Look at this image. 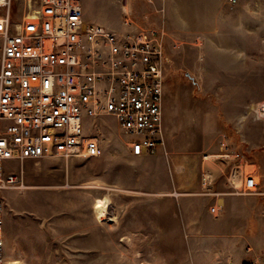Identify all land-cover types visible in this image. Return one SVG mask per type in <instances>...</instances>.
<instances>
[{"label": "rangeland", "instance_id": "374dc122", "mask_svg": "<svg viewBox=\"0 0 264 264\" xmlns=\"http://www.w3.org/2000/svg\"><path fill=\"white\" fill-rule=\"evenodd\" d=\"M169 1L82 0L89 24L125 31V21L130 20L133 29L153 28L162 34L164 110L171 143L166 136L165 160L158 168L148 167L144 160L131 161L129 140L116 120L107 117L87 128L99 139L103 156L12 165L7 172L22 175L25 187L3 194V231L10 215H15L18 228H11V237H38L40 227L44 240L37 246L20 240L17 251L7 245L0 264H180L182 255L183 264H210V254L204 250L148 252L124 246L122 251H84L80 245L70 251L67 224L75 223L77 234L88 223L103 228L107 221L94 218L100 200H108L109 215L177 212L179 165L191 171L187 179L193 184L203 165L211 172L217 162L209 157L217 151L238 152L232 164L242 159L243 151H250L246 170L257 176L259 190L264 189V0H238L235 5L231 0H182V7ZM128 2L126 13L123 5ZM28 11L26 0H16L12 22H20ZM159 168L170 180L169 191H151L146 178H141L143 187L137 186L140 170ZM99 228L92 230L96 234ZM110 232L114 230L106 231ZM171 243L178 244L179 237L173 236ZM252 254H257L255 260L239 264H264V253Z\"/></svg>", "mask_w": 264, "mask_h": 264}, {"label": "built area", "instance_id": "2783aa9c", "mask_svg": "<svg viewBox=\"0 0 264 264\" xmlns=\"http://www.w3.org/2000/svg\"><path fill=\"white\" fill-rule=\"evenodd\" d=\"M15 1L0 0V263L3 194L25 187L22 175L7 172L14 163L101 157L104 149L87 128L107 117L134 157L155 156L166 145L159 30L133 29L130 20L125 31L89 24L82 0H26L29 11L13 23ZM245 165L232 167L229 183L239 180L242 194H258L257 176Z\"/></svg>", "mask_w": 264, "mask_h": 264}, {"label": "crops", "instance_id": "0c3cea01", "mask_svg": "<svg viewBox=\"0 0 264 264\" xmlns=\"http://www.w3.org/2000/svg\"><path fill=\"white\" fill-rule=\"evenodd\" d=\"M166 2L171 1L166 0ZM172 2L182 7V0H172ZM237 3L238 0H231L230 4ZM164 129L165 142L167 136V142L170 145L165 110ZM163 151H166V145L160 153L152 157L138 158L130 152V160H144L148 167L154 164L158 168L160 160H165ZM249 152L243 151L242 159L236 164L249 163L246 155ZM211 156H214L213 159L217 163L213 165L211 172H208L203 165L193 184L187 179L191 171L182 163L179 165L177 173L179 210L177 212L130 211L110 215L107 213L115 219V222L102 224L103 228H99V224L96 223L84 224L80 229L81 234L75 233L77 230L75 223L67 224L69 233L66 237L70 251H74L75 246L80 245L84 251H122V247L129 246L130 251L148 252L196 251L201 253L204 250L210 254V264H239L244 260H255L257 254L252 253H264V189L259 190V193L255 195H246L241 193V181L236 180L235 187L230 185V171L235 165L232 164L233 160L240 156L238 152L229 154L225 151H217ZM149 170H140V183L138 182L137 186L143 187L142 179L146 178L149 187L153 188L151 191H169L170 180L162 176L165 174L164 169ZM206 189L212 191L211 194H203V190ZM212 207L219 208L221 212L213 215L210 212ZM10 216L8 218L10 222L6 224V232L3 231L4 247L8 245L12 250H16V244L20 240L31 246L42 245L44 235L40 227L38 237L28 236L29 240L27 236L25 238L11 237V228H18V226L14 222L15 215ZM94 218L97 219L96 214ZM38 224L36 222L34 226ZM94 228H99L96 234L92 230ZM108 229H113L114 233H106ZM174 234L179 237L178 244L171 243ZM124 241H130V243L125 244ZM184 259L182 255L180 264L184 263Z\"/></svg>", "mask_w": 264, "mask_h": 264}, {"label": "bare ground", "instance_id": "6f19581e", "mask_svg": "<svg viewBox=\"0 0 264 264\" xmlns=\"http://www.w3.org/2000/svg\"><path fill=\"white\" fill-rule=\"evenodd\" d=\"M214 156H210L209 158H213ZM174 196H179L178 193H175ZM109 208V202L108 200H100L97 202L95 206V214L97 215V219L100 220V222H112L114 218L112 216H106L108 213L107 209ZM110 210V209H109Z\"/></svg>", "mask_w": 264, "mask_h": 264}]
</instances>
